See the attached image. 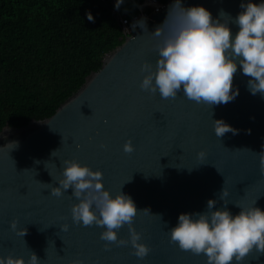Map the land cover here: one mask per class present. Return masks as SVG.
I'll return each mask as SVG.
<instances>
[{
  "label": "water",
  "instance_id": "95a60500",
  "mask_svg": "<svg viewBox=\"0 0 264 264\" xmlns=\"http://www.w3.org/2000/svg\"><path fill=\"white\" fill-rule=\"evenodd\" d=\"M183 2L202 4L214 17L221 9L235 17L241 0ZM171 3L151 13L149 31L163 23ZM231 27L235 34L237 26ZM152 42L148 32L132 29L51 116L0 130V256L27 261L34 251L40 264L77 259L83 264H206L204 254L182 250L170 239L181 212L203 211L210 198L222 206L223 185L232 212L239 211L233 203L256 200L264 209L259 154L264 151V96L248 91V77L239 67L233 79L239 95L227 104H198L182 91L174 99L145 91L140 87L145 74L141 65L154 66L158 55ZM221 118L238 134L218 138L213 120ZM129 140L134 146L130 153L123 147ZM66 159L102 170L104 186L113 195L122 187L138 210L149 208L161 216L138 211L133 220L150 249L146 257L138 258L130 243L102 240L100 227L73 222L71 208L77 201L71 188L60 197L50 193ZM65 223L67 231L61 229ZM19 231H26L25 236ZM118 235L129 237L127 224ZM242 264H264V253L253 249Z\"/></svg>",
  "mask_w": 264,
  "mask_h": 264
},
{
  "label": "clouds",
  "instance_id": "9594fccd",
  "mask_svg": "<svg viewBox=\"0 0 264 264\" xmlns=\"http://www.w3.org/2000/svg\"><path fill=\"white\" fill-rule=\"evenodd\" d=\"M124 3L125 0H115L114 8L119 10ZM239 8L235 17L223 9L214 17L202 4L186 6L183 0H172L163 23L155 30H148L146 17L135 20L132 29L139 27L143 33L148 32L152 48L158 53L154 66L150 62L141 65L145 73L141 89L158 92L163 99H174L182 91L187 99L198 104L211 107L227 104L239 95V87L233 86L239 67L248 77V91L264 96V0H241ZM86 15L94 22L91 11ZM232 25L238 28L235 34ZM213 126L218 138L239 132L222 118L213 120ZM10 144L17 146L15 142ZM123 147L125 152L134 150L130 140ZM259 154L264 170V151ZM198 156L203 159L205 153L201 150ZM63 165L58 186L53 185L50 193L60 197L71 188L70 196L77 201L71 208L73 222L100 227L102 240L119 245L130 243L138 258L146 257L150 249L142 242V234L135 229L133 220L138 211L151 214L150 209L138 210L122 187L113 195L104 186L102 170H94L76 159H66ZM228 194L223 185L219 200L222 206L217 207V198H210L203 211L181 212L170 229L171 241L182 250L204 254L206 264H242L253 249L264 253V209L257 206V200L252 204L237 202L233 204L239 211L234 213L228 207ZM125 224L129 231L127 239L118 235ZM11 227L16 229L17 222L13 221ZM68 228L67 223L61 226L63 231ZM26 231L19 234L24 237ZM40 261L34 251L27 261L22 256H0V264H40ZM71 264L83 262L77 259Z\"/></svg>",
  "mask_w": 264,
  "mask_h": 264
},
{
  "label": "trees",
  "instance_id": "16d2710c",
  "mask_svg": "<svg viewBox=\"0 0 264 264\" xmlns=\"http://www.w3.org/2000/svg\"><path fill=\"white\" fill-rule=\"evenodd\" d=\"M114 4L0 0V130L51 116L101 68L106 53L125 39ZM120 8L129 15L137 11L125 3Z\"/></svg>",
  "mask_w": 264,
  "mask_h": 264
},
{
  "label": "built area",
  "instance_id": "2783aa9c",
  "mask_svg": "<svg viewBox=\"0 0 264 264\" xmlns=\"http://www.w3.org/2000/svg\"><path fill=\"white\" fill-rule=\"evenodd\" d=\"M125 4L134 5L137 8V11L132 15H129L127 11L115 10L125 35L132 34L131 25L135 20L140 17H146L148 20L151 13L157 12L165 6V2L160 0H125Z\"/></svg>",
  "mask_w": 264,
  "mask_h": 264
},
{
  "label": "rangeland",
  "instance_id": "374dc122",
  "mask_svg": "<svg viewBox=\"0 0 264 264\" xmlns=\"http://www.w3.org/2000/svg\"><path fill=\"white\" fill-rule=\"evenodd\" d=\"M121 9V8H120Z\"/></svg>",
  "mask_w": 264,
  "mask_h": 264
}]
</instances>
